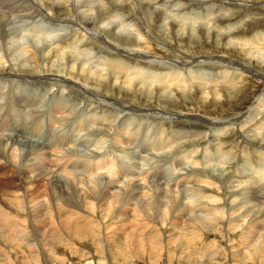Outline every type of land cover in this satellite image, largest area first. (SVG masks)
<instances>
[{
    "label": "bare ground",
    "instance_id": "bare-ground-1",
    "mask_svg": "<svg viewBox=\"0 0 264 264\" xmlns=\"http://www.w3.org/2000/svg\"><path fill=\"white\" fill-rule=\"evenodd\" d=\"M113 1L115 0H93L95 5L89 8L93 12L89 16L88 23L85 21L83 24V22L80 23L82 19L78 17L80 16L78 11L80 5L76 7L73 4L75 2L80 4L81 0H50V2L48 0H0V114L2 111H6V115L10 116L13 112L10 116L13 123L8 125L6 123L8 118H5L1 120V126L7 124L11 128L10 131L17 134L20 127H14V125L16 120L22 116L18 111L40 107L39 110L34 111H39V114L32 122L33 125H27L28 132L26 133L28 136H30V132L32 133L36 129L34 125L38 124L39 127L42 120H48L47 124H57V126H53L55 128L52 134L58 138V141L53 143V147L63 146L66 142H71L70 139L73 137L70 135L69 139L68 135H65L68 132L65 127H69L70 134L90 131V138H87L88 136L85 134L87 137H83V141L85 140L86 145L96 150L92 152L91 148V153H78L76 150L65 153L63 151L62 156L60 155L58 159L52 161L40 150L41 148L31 144H29L30 147L24 145L25 150L23 152L22 148H16V146L21 147L23 145L19 144L20 142L11 144L14 142L13 140H10L8 144L19 151L8 153L5 148L8 144L0 139V163H3L0 166V175H3V180L0 181H4L0 185V255L9 257V255L17 254L23 264H160L164 258L168 260L167 264H264V215L261 214L260 209L259 212L253 210L255 206H259V199L261 197L264 199V172H261L262 167H264V149L258 150L260 154H258L254 165V175L257 176L258 180H256L260 184L255 181V187L250 190L248 188V185H252L250 184L252 183L250 174L249 177H246L236 170L230 175L231 182L238 181V178L241 179L236 186L243 184V189L242 192L238 191V193L241 192L245 196L250 193L249 197L246 196L248 197L247 202L242 198L241 206L252 204L253 209L244 208L246 213L243 215L244 218L240 220L238 218L233 219L232 216H235V213L242 214L236 211L241 208L231 209V205L230 208L227 207V209H231L229 216L231 215L232 220L226 219L229 220L226 224V232L219 236L225 238V243L220 244V240L217 241L216 235L214 232L212 234V231L220 228L223 211L217 205L220 203L218 197L215 196L217 194L210 195L212 191L206 190V188L211 186L215 188L214 191H219L221 180L213 178L215 179L214 182L210 181L205 178L208 174L203 172L205 179H202L203 176H191V172H180L175 178L168 179V172L170 173L173 167L182 165L184 162L178 157L181 158V155L191 156L192 153L194 155L195 151L198 153L197 145L188 151H177L175 146L179 139L176 137L192 136L200 139L201 136L202 138L205 137V133L189 130L174 131L170 124L166 123L167 119V121L170 120L171 115H164L167 113L161 108L155 110L153 115L159 120L158 123L143 121L142 114H129L123 119L121 118L124 116L119 118V113L121 114L125 110L131 112L136 110L133 105L127 104L125 106L119 98V95L123 96L120 86L123 88L124 85L133 95L138 96H148L151 94L152 88H156L155 91L159 93L158 99H160L159 97H164L171 88L175 89L181 97L184 93H191L193 96L204 93L215 97L222 96V93H233L235 85L239 84L237 82H242L246 78H254L255 81L264 83V78L259 74L261 72L258 73L255 69V67L259 68L257 65L264 62V50H262L263 47H260L262 44H259V40L264 37V34L261 33L262 31L258 33L256 32L258 30H255L256 34L251 32L250 37L246 36L244 39L234 42L241 48L246 45L255 46L257 52H255L256 50L253 52V50L244 49L242 51L239 48L244 56L243 59H245L242 62L221 57V65L227 63L230 69H218L219 67L216 69L213 64L206 66V60L198 58L193 60L186 53L184 59L180 60L179 58L163 59L155 55L146 58L149 54L145 45H148L149 38L153 36L148 27V21L166 20L165 27L160 25L161 31L159 26L156 28L158 31H155L156 34L161 33L158 34L159 36L157 35L158 37L162 35L165 29L171 30L172 28L175 33L177 32L176 36L180 32L178 37L186 36L189 38V35L199 31L198 27L195 26L199 24L198 20L201 22L203 20V23L200 24L206 29L199 25L206 30L205 35H208L209 32L210 34L214 32L211 31L212 28H219L220 20H214L219 11L230 9L231 5L229 4H233V7L238 4L235 0H216L219 1V4L215 7L209 5V0H189V2L203 5L202 10L194 12L159 10L158 3L164 4L165 0H117L119 3ZM240 1V5L247 7V11H243L245 15L250 14L251 6H257V2H252V0L247 4L245 3L247 0ZM207 2L208 5L206 6ZM261 2L264 4V0ZM242 6H238V8H242ZM131 7L135 8L136 12ZM216 8H219V11ZM66 11H69L70 15L63 14ZM147 11L150 12L147 13ZM157 11H164L165 13L162 12L163 17H161L162 13ZM191 13L194 14L192 17L189 16ZM86 16H88V11ZM221 30L223 32V29ZM246 33L245 31V35ZM234 40L230 37L228 44ZM188 57L192 60L187 59ZM193 62L196 64L191 65L190 63ZM178 65L180 66L177 67ZM8 68L12 72L7 71ZM55 81L61 83L56 84L57 87H55ZM32 84L39 85V90H33ZM52 88L54 91L51 92ZM21 93L25 94L24 98L16 97ZM84 93L92 97V102L86 106L87 108L83 106L75 114L73 110L76 108L73 106H77L76 101L83 99ZM235 95L237 96V94ZM166 96L169 97V95ZM164 98L166 100L167 97ZM25 101L26 104L22 106ZM164 101L160 102L163 104ZM263 104L264 95L263 97L259 95L248 111L240 113L239 116L229 120H219L216 117V119H206L205 121L212 125L215 136H218L219 132H225L227 128L236 125L234 127L237 130L243 127H246V130H253L251 135H260L261 140L264 141V109H260ZM256 109L260 110L256 111ZM45 113L49 119L42 116ZM68 114L72 115V120L65 123L63 121L67 120ZM145 115L152 114L146 113ZM60 116L61 118H58ZM110 118L111 120L108 121ZM237 119H242L240 122L243 123L238 122ZM247 119L248 121H246ZM247 122L249 123L247 124ZM100 124H106V126ZM143 125L146 127L144 131L146 136L152 138L148 142L143 141L140 131ZM101 126L105 127L106 132L113 135L115 144L130 146L132 154L135 153L133 151L135 147L138 149L140 147L141 153H150L149 151L166 153L161 157H163V164H168V170L163 169L164 171L159 173L157 171L160 169L158 166L150 165L141 172L142 178L151 177L148 182V189L139 192L140 189L136 186L132 188L131 185L133 186L135 183L130 181L129 174H132L133 170L129 161L133 155L127 149H117V146L114 147L112 143L110 144L108 142L110 139L105 137L106 132L97 130ZM145 127L143 126V128ZM59 131L64 132L59 135ZM245 133L247 134V132ZM176 134L179 135L175 136ZM96 135L99 137L95 138ZM18 137L15 135V138ZM35 140L45 147L44 142L47 140L43 138H39L42 141L37 138ZM212 145L214 144L212 143ZM231 146L219 140L214 147L209 146V144L206 146L202 144L200 148L201 152L205 153L204 156L208 157L209 154L210 156L216 154L217 148H219L218 152L228 154ZM210 149L212 150L211 153L209 152ZM139 150H137L138 155H140ZM6 155L11 159H7ZM3 157L5 160H2ZM147 157L142 155L141 159L152 161V163L158 160L156 158L153 160L152 156ZM240 158H243L242 161L247 159L245 154H242ZM191 161H193L191 164L196 165L194 160ZM218 161L221 162H219L221 167L226 165L222 159ZM51 166L57 167L58 172H55V176L59 175L58 178H50L48 182L40 184L44 177L39 178L33 175L42 172V168H47L50 172L43 171L45 174L42 175L47 176L51 173L49 177H53L54 171ZM246 166L248 167V165ZM66 167L69 170L66 176L64 175L61 179L60 171L65 170ZM150 169H152V173ZM184 169L187 170V168ZM98 171L105 172L109 179H90L87 184H84L85 178H90L92 174ZM193 171L195 172V170ZM157 176L163 178V180L161 178L158 180L159 183L155 180ZM153 181L156 183L153 184ZM79 182L80 184H78ZM78 185L79 192L75 189V186ZM166 188H170L169 191L175 190L178 196H173V193L167 192ZM232 188L234 189V187ZM183 195H186L185 198L188 201L185 205L179 206L178 200L182 199L181 196ZM197 211L200 212L196 213ZM249 214L253 221L245 226L246 220L244 219ZM120 216L125 218L123 221L126 225L124 233L121 231L124 235L112 239L113 233L111 231L112 229L113 231L118 230L115 224L119 221L112 219L113 221L109 222L108 220ZM167 216L170 232L173 231L174 234L170 236H173V239L176 236V241L169 242L158 234L162 229V222ZM106 217L110 218L107 219ZM105 232L108 233V237ZM209 234L213 237L211 242L208 241L209 237L207 236ZM236 236L238 238L235 240L238 242L232 240ZM83 241L86 242H84L85 244L93 246L94 252L89 250L88 245L86 247L84 243L80 244Z\"/></svg>",
    "mask_w": 264,
    "mask_h": 264
},
{
    "label": "rangeland",
    "instance_id": "rangeland-1",
    "mask_svg": "<svg viewBox=\"0 0 264 264\" xmlns=\"http://www.w3.org/2000/svg\"><path fill=\"white\" fill-rule=\"evenodd\" d=\"M49 2H50V0H48ZM98 1V0H97ZM112 1V0H111ZM116 2H117V0H115ZM115 1H113V2H115ZM159 1H161V0H159ZM261 1H263V0H252V2H257V6L256 5H253V6H251L250 8H251V10H250V14L249 15H245V13H243V11H247V7L246 6H242V5H240V0H235V2L238 4L236 7H233V4H229V5H231L230 6V9L228 8V9H224V10H222L221 9V11H219V8H221L220 6L221 5H219V8H216V10L217 11H219V13L215 16V18H214V20L216 19V20H220L219 21V28H221V29H223V32H222V30L221 29H219L218 27L217 28H212L211 29V31L213 30L214 32L212 33L211 32V34H210V32H209V34L208 35H205L206 34V27L205 26H202L200 23H203V20H202V22H201V20H198V22H199V24L202 26V27H205V29L204 28H202L199 24H196L195 26L196 27H198V29H199V31L197 32V33H192V35H194L193 37H192V35L190 36L189 35V38L187 37L186 38V36H183L182 38L181 37H178L179 36V34H180V32L177 34V36H176V33L172 30V28H171V26H169V28H171V30L170 29H165V31L162 33V37L160 36V37H158L159 35L158 34H161V33H158V34H156V32H158V31H156V28L159 26V29H160V25L161 26H163V27H165L166 26V20L165 21H163L162 19H159V20H156V21H154V20H150V21H148L147 22V20H146V22L149 24L148 25V27H149V29H150V31H151V34L153 35V36H151L149 39L151 40H148L149 42H148V45L146 44L145 45V49H148V54L149 55H147L146 56V58L148 57V58H150L151 57V55H155V56H159V57H162L163 59H165V58H172V59H177V58H179V60L180 59H184V56H185V53H186V55H188V56H190L193 60H195V59H204V60H206V66H210V65H212L213 64V66L217 69L218 67V69H220V68H222V69H230V66L227 64V63H222V65H221V57H224V58H226V59H229V60H235V61H238V62H242L243 60L245 61V59H243V55H242V49H244V50H253V52L256 50V48H255V46L253 47L252 45H246V46H243L242 48L240 47V46H238L237 45V43H234V42H236V41H239V39L241 40V39H244L246 36L247 37H250L249 35L251 34V32L252 33H255L256 34V32H261L262 34H264L263 33V31H264V4H261L262 2ZM176 2H179V3H176ZM248 2H251V0H247V2H245L246 4L248 3ZM259 2H260V4H259ZM117 3H119V2H117ZM159 3H161V2H159ZM158 3V8H159V10H180V11H184V10H188V11H200V10H202L201 9V7L203 6L201 3L200 4H195V3H192V2H189V0H165L164 1V4L163 3H161V4H159ZM190 3V4H189ZM244 3V4H245ZM71 4H72V2H71ZM74 5H76V7L78 6V5H80V8H78V11L80 12V16H78V17H80L82 20H81V22L80 23H82L83 22V24L85 23V21L88 23V21H89V16H91V13L93 12H91L90 10H89V8H91L92 6H94L95 4H93V0H81V2H80V4H78L77 2H75V3H73ZM176 4V5H175ZM180 4H182V5H180ZM219 4V1H216V0H209V5H212V6H215V7H217L216 5H218ZM106 5H108V4H106ZM186 5V6H185ZM197 5V6H196ZM199 5V6H198ZM201 5V6H200ZM208 5V2H207V4H206V6ZM222 6H225V4H222ZM238 6H242V8L240 7V8H238ZM64 7H66V6H64ZM69 7V6H68ZM67 7V8H68ZM146 7H148V6H146ZM170 7V8H169ZM66 8V9H67ZM82 8V9H81ZM132 8V7H131ZM178 8V9H177ZM180 8V9H179ZM195 8V9H194ZM232 8V9H231ZM258 8V9H257ZM133 9V11L134 12H136V10H135V8H132ZM234 9V10H233ZM246 9V10H245ZM254 9H257V10H254ZM151 10H152V8H151ZM150 10V11H151ZM231 10H233V11H231ZM253 10H254V12H253ZM87 11H88V16H86L87 15ZM150 11H147V13H149ZM82 12V13H81ZM145 12H146V10H145ZM157 12H160V11H157ZM163 13H165L164 11H162ZM162 12H160V13H162ZM233 12H235V13H233ZM161 14V17H163V15L164 14ZM233 13V14H232ZM63 14H69L70 15V12L69 11H66V12H63ZM192 14L193 13H191L189 16H191L192 17ZM236 14V15H235ZM82 15H83V17H82ZM93 15V14H92ZM194 15V14H193ZM204 15V14H203ZM222 15V16H221ZM232 15H234V16H236L235 18H234V16H232ZM251 15V16H250ZM204 16H206V15H204ZM238 16V17H237ZM85 17V18H84ZM147 17V16H146ZM201 17H203V16H201ZM243 17V18H242ZM220 18V19H219ZM227 18V19H226ZM223 19H224V21H223ZM230 19H232V20H230ZM228 20H230V21H228ZM91 21H93V20H91ZM90 21V22H91ZM158 21V22H157ZM168 21H170L169 19H168ZM191 21V20H190ZM213 21V20H212ZM247 22H249V23H247ZM254 22V23H253ZM162 23V24H161ZM83 24H80V25H82L83 26ZM248 26H247V25ZM256 24V25H255ZM255 25V26H254ZM87 27L89 26V25H86ZM195 26H193V27H195ZM228 26V27H227ZM244 26V27H243ZM251 28H250V27ZM144 27V26H143ZM242 27V28H241ZM253 27V28H252ZM256 27V28H255ZM259 27V28H258ZM262 27V28H261ZM22 28V27H21ZM201 28V29H200ZM255 28V29H254ZM174 29V28H173ZM175 29H177V28H175ZM195 29H197V28H195ZM250 29H254L253 31H251ZM260 29H262V30H260ZM204 30V31H203ZM220 30V31H219ZM248 30V31H247ZM250 30V31H249ZM255 30H258V31H256V32H254ZM260 30V31H259ZM156 31V32H155ZM160 31H161V29H160ZM240 31H242L243 33H244V35H241V34H243L242 32H240ZM245 31L247 32L246 33V35H245ZM218 33V35H217V33ZM236 32V33H235ZM241 33V34H240ZM158 35V36H157ZM185 35V34H184ZM220 35V36H219ZM259 35V34H258ZM204 36V37H203ZM154 37V38H153ZM158 37V38H157ZM228 37V38H227ZM230 37H232V39L234 40V38H235V40L234 41H232L233 42V44H232V42L231 43H229L228 44V40H229V38ZM241 37H243V38H241ZM162 38V39H161ZM191 38V39H190ZM181 39V40H180ZM185 39V40H184ZM188 39V40H187ZM183 40V41H182ZM211 40V41H210ZM221 40V41H220ZM261 40V41H260ZM259 40V44H262V45H260V47H263L262 48V50H264V37L262 38V39H260ZM258 44V45H259ZM237 45V46H236ZM164 46V47H163ZM37 47H41V46H37ZM147 47V48H146ZM163 47V48H162ZM246 47V48H245ZM254 49H253V48ZM242 50H240V49ZM227 49V50H226ZM229 52H231V53H229ZM255 52H257V50L255 51ZM158 53V54H157ZM160 54H162V55H160ZM189 54H191V55H189ZM260 54V53H259ZM183 55V56H182ZM193 55V56H192ZM211 56V57H210ZM182 57V58H181ZM190 57H188L187 59H189V60H192V59H190ZM195 57V58H194ZM134 57L132 56V59H133ZM131 59V61H133ZM187 59H185V60H187ZM178 60V62H180ZM189 60H187V61H189ZM165 61V60H164ZM165 62H167V63H171L170 61H165ZM177 62V63H178ZM264 62H262V63H260V65H257V66H259V68L258 67H255V69L257 70V72L259 73V72H261V73H259L263 78H264V64H263ZM191 65H194V64H196L195 62H193V63H190ZM219 64V65H218ZM204 65V64H203ZM217 65V66H216ZM180 65H178L177 67H179ZM229 66V67H228ZM173 67H174V65H173ZM259 69V70H258ZM7 71H10V69L8 68L7 69ZM213 71V70H212ZM10 72H12V71H10ZM16 73V72H15ZM43 73V72H42ZM46 73V72H45ZM47 74V73H46ZM263 74V75H262ZM10 76H12V75H10ZM248 79V80H247ZM245 80V79H244ZM242 81V82H244V83H242L241 81H239V82H237V83H239V84H237V85H235V88H234V91H233V93L231 92V93H222V96L221 95H219V96H215V97H213V96H209V95H205L204 93H200L199 95H197V96H193L190 92V94H188V93H184L185 94V96H184V94H183V97H181L180 95H179V93L175 90V89H172L171 88V90H170V92H167V94L166 95H169V97L168 96H164V97H167L166 98V100H165V98L164 97H159L160 99H158V95H159V93L158 92H156L155 91V89L156 88H152V91L150 92L151 94L150 95H148V96H138V95H133L132 93H131V91L129 90V89H127V87H126V85H124L123 86V88H122V86H120V91H122L123 92V96L122 95H119L120 97V99L124 102V105L126 106L127 104H130V105H133L134 106V108L137 110H135V111H133V112H131L130 110H125L124 112H122L121 114L119 113V118H121L122 116H124V117H122L121 119H123V118H125L126 117V115H129V114H139V115H141V118L143 119V121H145V122H151V123H158L159 122V120L158 119H156L155 117H153V115H154V113H155V110H157V109H159L160 110V108L161 109H163L164 110V112H166L167 114H164V115H171L170 117V120L169 121H167L166 120V123H168V124H170V126L172 127V129L174 130V131H186V130H189V131H192V132H194V131H196V132H202V133H205V137L204 138H202V136L200 137V139L199 138H195V137H183V138H179V137H176V138H178L179 139V142H177V144H176V149H178L177 151H188V150H190V149H192V147L193 146H195V145H197V147H196V150H198V153H197V151H195V153H194V155H193V153H192V155L190 156H184V155H181L182 157L180 158V157H178L179 159H183V164L182 165H176V167H173V169H172V167H170V169H172L171 171H170V173L168 172V179H173V178H175V176H177V175H179V173L180 172H183V173H189V172H191L190 173V175L191 176H200V177H202V179H207L208 178V180H210V181H213V180H215V179H213V178H218V180H221V185L219 186V191L217 190V191H214L215 190V188H212L211 186H208L207 188H206V190H210V191H212V192H210V195H215V194H217V195H215V196H217L218 197V200L220 201V203L219 204H217L218 206H220L221 207V209H222V211H223V219H220V221H221V223H220V233H219V229L218 230H214V231H212V234H213V232H214V234L216 235V238H217V241H219L220 242V244H224L225 243V241H224V239L223 238H220L219 236H221L222 235V233L223 234H225V232H226V224H227V221H229V220H226V219H230V220H232L231 218L233 217V219H235V218H238V219H240V220H242L243 218H244V216L243 215H245V213H246V211H245V209H253L252 207H251V205L252 204H248V203H246V204H248V205H245L244 207L243 206H241L242 204H240V201L242 200V198L246 201H248V197L250 196V193L248 194V195H246V196H248V197H246L244 194L242 195V189H243V184H242V182H241V184L242 185H237L236 186V184H238L237 182H239L240 180H239V178H238V181H236L235 182V180H234V182H231L232 180H230L231 179V174H232V172H234V171H238V172H240V174H244L243 176H245L246 175V177H249V174H250V179L252 180H250L252 183H250V184H252L251 186L250 185H248V188L251 190L253 187H255V181H257L258 179H257V176L256 175H254V170H255V162H256V158L258 157V154H260V153H258V150L259 151H262L263 149H264V141H262L261 140V136L260 135H257V136H252L251 135V133H252V131L253 130H250V129H248V130H246V127H243L242 129H240V130H237L234 126H236V125H233L232 127H229V128H227L226 129V131L225 132H219L217 135L218 136H215L214 134V132H215V130L214 131H212V125L211 124H208L205 120L207 119H216V117L217 118H219V120H229L230 118H233V117H235V116H239V114L240 113H242V112H246V110L248 111V109L253 105V101L259 96V95H261L262 97H263V95H264V83H262V82H258V81H255V79L254 78H246V80L245 81ZM56 83H54L55 84V87H57V85L56 84H58V83H61L60 81H55ZM62 83H64V82H62ZM66 83V82H65ZM243 84H244V87H243ZM262 84V85H261ZM32 86H33V90L35 89H38L39 90V85H37V84H32ZM238 86V87H237ZM240 86H242V87H240ZM69 87V86H68ZM156 87V86H155ZM182 87V86H181ZM242 88V89H240V88ZM224 88H227V86H224ZM237 88V89H236ZM239 88V89H238ZM76 90L78 91V92H80V90L79 89H77L76 88ZM175 90V91H174ZM242 90V91H241ZM52 91H54V88H52L51 89V92ZM263 91V92H262ZM241 92H242V94L245 96H243L242 94H241ZM245 92V93H244ZM130 93H131V95H130ZM155 93V94H154ZM168 93H170V94H168ZM178 93V94H177ZM263 93V94H262ZM127 94H129L130 96H128ZM235 94H237V96L235 95ZM250 94V95H249ZM19 95V94H18ZM16 95V97H21V98H24V96H25V94H23V93H21V95ZM50 95V94H49ZM162 95H164V94H162ZM233 95V96H232ZM240 95V96H239ZM242 95V96H241ZM258 95V96H257ZM189 96V97H188ZM192 96V97H191ZM225 98H224V97ZM234 96H236V97H234ZM194 97V98H193ZM247 97V98H246ZM92 97H89V94H87V93H84V95H83V99L81 100V101H76L77 103H76V105L77 106H73V108H76V109H74L73 110V108H72V110H73V112L76 114L77 112H78V110L79 109H82L83 108V106L84 107H86V106H88L91 102H92V99H91ZM150 98V99H149ZM162 98H164V99H162ZM196 98V99H195ZM214 98V99H213ZM227 98V99H226ZM157 99H158V101H157ZM226 99V100H225ZM162 100L165 102V103H161L162 102ZM229 102H228V101ZM232 101V103H231V101ZM156 101V102H155ZM161 101V102H160ZM172 101V102H171ZM80 102H82V103H80ZM157 102H158V104H157ZM170 104H169V103ZM216 102V103H215ZM228 102V103H227ZM243 102V103H242ZM167 103V104H166ZM26 104V101L22 104V106L23 105H25ZM166 104V105H165ZM188 104V105H187ZM239 104V105H238ZM213 105V106H212ZM228 105V106H227ZM244 105V106H243ZM224 106V107H223ZM237 107V108H236ZM87 108V107H86ZM128 108V107H127ZM40 109V107H33V108H28V109H25V110H19L18 112H20L21 113V118L20 119H18V120H16L15 122H16V124L14 125V127L15 126H18V127H20V130L18 131V133L17 134H15V133H13V132H11L10 131V127L8 126L9 124H12L13 123V121H11V119H12V117H10V116H12V113L10 114V116H7L6 115V111L5 112H1V114H0V122H1V120H3V119H5V118H8V119H6L7 121H6V123L8 124H6L5 126H1V124H0V139L1 140H3V142H6L7 144H8V142L10 141V140H13L14 142L13 143H11V144H17L18 142H20L19 144H22L23 146H21V147H19V146H16V148H18V149H21L22 148V150H23V152H24V150H25V147H24V145L25 146H27V147H30L29 146V144H31V145H34V146H36V147H39V148H41L40 150H42L43 151V153L46 155V157L48 158V159H51L52 161H55L56 159H58L59 157H60V155H61V153L64 151V153L65 152H68V151H72V150H76L78 153H91V151H90V149L92 148V152H95L96 150H93V147H90V146H88V145H86L84 142H85V140L83 141V137H87V138H90V136H91V132L90 131H81V132H77L76 134H73V133H69L70 132V128L69 127H65L64 125H62L63 127H65V130L66 131H68V132H66L65 133V135H68V137H69V139H70V137L72 136L73 138L72 139H70V141L71 142H66L63 146H59V147H53L54 146V142H56V141H58V138L57 137H55V135L53 136V134H52V132H54V128L55 127H53V126H57V124H55V125H52L51 123H46L48 120H42L41 122V126H39L38 127V124L37 125H34V127H36V129L35 130H33L32 131V133L30 132V136H28V134L26 133V132H28V129H27V125H29V124H31V125H33V123L32 122H34V119L38 116V112L39 111H36V112H34L35 110H39ZM238 109V110H237ZM255 109V108H254ZM260 109H264V104H263V106H262V108H260ZM260 109H256V111H259ZM245 110V111H244ZM142 111H144V112H142ZM241 111V112H240ZM98 112H100V111H98ZM2 113H4V114H2ZM144 113V114H143ZM152 114V115H145V114ZM17 116H19L18 114H17ZM43 117H45V119H49V117H48V115L45 113V114H43L42 115ZM232 116V117H231ZM66 117H68V118H66ZM65 118L67 119V120H64L63 122H65V123H69V122H71V120H72V115H70V114H68L67 116H66ZM153 117V118H152ZM203 117H204V119H203ZM58 118H61V116L60 117H58ZM253 118V117H252ZM251 118V119H252ZM239 119V118H238ZM237 119V120H238ZM111 120V118L110 119H108V121H110ZM242 119H240V120H238V122H240ZM10 121V122H9ZM213 121H215V120H213ZM246 121H248V119L246 120ZM51 122V121H50ZM240 123H243V122H240ZM249 122H247V124H248ZM96 125H98V124H96ZM95 125V126H96ZM100 125H102V124H100ZM209 125V126H208ZM102 126H106V124H104V125H102ZM98 127V131H104V132H106V129H105V127ZM144 127H145V125H143ZM143 126H141L142 127V129L140 130L141 131V134H142V137H143V141L144 142H148V141H150V140H152V138L150 137V136H146V134H145V130H146V127L145 128H143ZM29 127V126H28ZM33 127V128H34ZM37 129H38V131H37ZM209 129H210V132H209ZM209 133H208V132ZM232 131H233V133H232ZM256 131V130H255ZM62 132H64V131H59V135H61L62 134ZM245 132H247V134L245 133ZM40 133V134H39ZM46 135H45V134ZM56 133V132H55ZM93 133H95V132H93ZM223 133V134H222ZM227 133V134H226ZM246 135H245V134ZM36 134V135H35ZM43 134V135H42ZM87 136H86V135ZM106 135H105V137L107 138V139H110V140H108V142H110V144L112 143L113 145H114V147H116L117 146V149H127L128 151H130L131 152V155H133V158L129 161V165H130V167H132V170H133V172H132V174H129L130 175V181L131 182H134L135 183V185L133 184V186L131 185V187L132 188H134L135 186L138 188V189H140L139 190V192L141 191H144V190H146V189H148V182H149V180L151 179V177L149 176V177H144V178H142L141 177V172H142V170L144 169V168H146V167H148V166H150V165H154V166H158V168H160V169H157V171L160 173V172H163L164 170H168L167 169V167H168V164H163V160H162V158L163 157H161V156H164V155H166V153H164V152H160V151H157V153H153V151H149L150 153H148V152H143V153H141L142 151L141 150H139L140 149V147H139V149L137 148V147H135L134 149L135 150H133V151H135V153L134 154H132V149L130 148V146H128L127 147V145H123V144H119V143H117V144H115L114 143V141H113V135L112 134H110V133H108V132H106L105 133ZM110 134V135H109ZM144 134V135H143ZM181 134H182V132H181ZM213 134V135H212ZM15 135H18L19 137L18 138H15ZM32 135V136H31ZM42 135V136H41ZM71 135V136H70ZM75 135V136H74ZM112 135V136H111ZM179 134H176L175 136H178ZM234 135V136H233ZM248 135V136H247ZM43 138V139H45V140H47V141H43L44 143H45V147L44 146H42V144L40 143V142H37L35 139L37 138L38 140H39V138ZM64 137H66V136H64ZM99 136L98 135H96V137L95 138H98ZM104 137V138H105ZM215 137V138H214ZM232 137H234L233 139H232ZM103 138V139H104ZM195 138V139H194ZM201 138H202V140H201ZM215 140H214V139ZM226 138H227V140H226ZM199 139V140H198ZM205 139V140H204ZM228 139H229V141H228ZM237 140V141H235V140ZM245 141H244V140ZM22 140H23V142H22ZM186 140V141H185ZM193 140V141H192ZM206 140H208V141H206ZM220 140V142L222 141V142H225V144L226 145H232L231 146V148L229 149L230 151L228 152V154H222V152H218V150H219V148H217L218 150H216V154H213V156L211 155L210 156V154H209V156L207 157V156H204V154L205 153H203V152H201V148H200V146L203 144V145H207V144H209V146H212V147H214L215 146V144H216V142L217 141H219ZM233 140V141H232ZM39 141H42V140H39ZM112 141V142H111ZM191 141V142H190ZM199 141V142H198ZM206 141V142H205ZM232 141V142H231ZM50 142V143H49ZM230 142V143H229ZM234 142H236V143H234ZM248 142V143H247ZM212 143L214 144V145H212ZM238 143V144H237ZM253 143V144H252ZM262 143V144H261ZM53 144V145H52ZM61 144H62V141H61ZM248 144V145H247ZM250 144V145H249ZM243 145V146H242ZM110 146V145H109ZM132 146V145H131ZM179 146V147H178ZM258 146V147H257ZM260 146V147H259ZM63 147V149H61ZM119 147V148H118ZM250 149V151H249V149ZM252 147V148H251ZM254 147V148H253ZM261 147H263V148H261ZM5 148H6V150H8V153H11V152H18L19 150H16V148L14 147H11L9 144L8 145H6L5 146ZM10 148V149H9ZM130 148V149H129ZM133 148V147H132ZM244 148V149H243ZM257 148V149H256ZM139 150V154L140 155H138L137 154V150ZM253 149V150H252ZM252 150V151H251ZM127 151V152H128ZM264 151V150H263ZM22 151L20 150V153H21ZM152 152V153H151ZM200 152H201V154H200ZM209 152L211 153L212 152V150L210 149L209 150ZM218 152V153H217ZM197 153V155H195ZM242 154H245L246 155V157H247V159L246 160H244V161H242V159L240 158L241 156H242ZM63 155V154H62ZM61 155V156H62ZM142 155H145L146 157L148 156H152V159L154 160L155 158L156 159H158V160H156L154 163H156V164H158V165H155L154 163H152V161H145V160H143V159H141V156ZM199 155H200V157H199ZM217 157H216V156ZM221 155H222V157H221ZM224 155V156H223ZM156 156V157H155ZM194 156V157H193ZM226 156V157H225ZM256 156V157H255ZM8 157V158H7ZM147 157V158H148ZM188 157H189V159H188ZM193 157V158H192ZM196 157H198L199 158V160H201V161H199L198 160V158H196ZM203 157V159H201ZM207 157V158H206ZM210 157V158H209ZM6 158L7 159H11L8 155H6ZM190 158H192V159H190ZM205 158V159H204ZM222 159V162H224V163H226V165H222V167H221V162L220 161H218V160H220V159ZM18 159V158H17ZM144 159H146L145 157H144ZM218 159V160H217ZM2 160H5L4 159V157L2 158ZM15 160H16V158H15ZM186 160V161H185ZM189 160V161H188ZM191 160H194V163H196V165H193V164H191V162H193V161H191ZM204 160V161H203ZM208 160V161H207ZM131 162V163H130ZM158 162V163H157ZM186 162V163H185ZM220 162V163H219ZM190 163V164H189ZM197 163H199V164H197ZM3 163H0V166L2 165ZM133 166H132V165ZM188 166H187V165ZM246 165H248V167L246 166ZM199 168H198V167ZM19 167V166H18ZM188 167H190L189 169H190V171L188 170ZM197 167V168H196ZM224 167V168H223ZM233 167V168H232ZM253 167V168H252ZM12 168V167H11ZM51 168L53 169V173H52V175H53V177L51 176V177H49L50 176V174L51 173H49L47 176H43L42 174H45L44 172H50L49 171V169H47V168H42V172H38L37 174H34L33 176H36V177H39V178H42V177H44L41 181L42 182H40V184H44L45 182H48L49 181V179L50 178H58V176H55V172H58V170L56 169L57 167L55 166V167H52L51 166ZM184 168H187V170L186 169H184ZM248 168V169H247ZM155 169H156V167H155ZM164 169V170H163ZM181 169H182V171H181ZM184 169V170H183ZM199 169V170H198ZM201 169V170H200ZM251 169V170H250ZM69 170V168L68 167H66V169L65 170H63L64 172H65V174H64V172L61 170L60 171V175H62L61 176V179L64 177V175L66 176V174H67V171ZM151 171V173H152V169H150ZM192 170V171H191ZM193 170H195V172L193 171ZM197 170V171H196ZM249 170V171H248ZM44 171V172H43ZM244 171V172H243ZM63 172V173H62ZM99 172V173H98ZM98 172H96L95 174H92L91 176H90V178L88 177L87 179L85 178V180H83L84 181V184H87V182L90 180V179H97V178H105V179H109L106 175H105V172H103V171H98ZM194 172V173H193ZM201 172V173H200ZM205 174V173H207L208 174V176H205V178H204V175H203V173ZM248 174V176H247V174ZM261 172H264V167H262V170H261ZM62 173V174H61ZM76 173H78L77 171H76ZM75 173V174H76ZM131 173V172H130ZM135 173V174H134ZM178 173V174H177ZM199 173V174H198ZM222 173V174H221ZM74 174V175H75ZM198 174V175H197ZM100 175V176H99ZM135 175V176H134ZM160 175V174H159ZM132 176V177H131ZM255 176V177H254ZM47 177V178H46ZM241 177V176H240ZM0 180H3V175H0ZM5 178V177H4ZM81 178V177H80ZM162 179L163 180V178L162 177H156V181H157V183H159L160 181H158L159 179ZM253 178V179H252ZM143 179V180H142ZM212 179V180H211ZM257 179V180H256ZM113 180V179H112ZM145 180H147V181H145ZM223 180V181H222ZM263 180V179H262ZM125 181V180H124ZM4 181H0V185L3 183ZM130 182V183H131ZM214 182V181H213ZM229 182V183H228ZM258 182V181H257ZM153 184H155L156 182L155 181H153L152 182ZM151 183V184H152ZM232 183V184H231ZM78 184H80V182L78 183ZM257 184H260L259 182L257 183ZM223 185V186H222ZM233 185V186H232ZM139 186V187H138ZM229 186V187H228ZM78 187V188H77ZM88 187H89V185H88ZM209 187H210V189H209ZM232 187H234V189L232 188ZM41 188V187H40ZM237 189V191H236V189ZM75 189H76V191H80V189H79V185L78 186H75ZM221 189V190H220ZM166 190H167V192H171V193H173L172 195L173 196H178V193H176V191L174 190V191H169V190H171L170 188L168 189V188H166ZM225 191V193H224V191ZM232 191V192H231ZM238 191H241V192H239L238 193ZM219 192V193H218ZM232 193H234V194H232ZM139 194H141V193H139ZM222 194V195H221ZM220 195V196H219ZM237 195H239V196H237ZM186 196V195H185ZM185 196L183 195V196H181L182 197V199H179L178 200V204H180L179 206H182V205H185L186 203H187V199L185 198ZM198 196V195H197ZM222 196V197H221ZM232 196V197H231ZM243 196V197H242ZM185 199H184V198ZM199 197V196H198ZM197 197V198H198ZM235 197V198H234ZM201 200H202V198H200ZM233 199H234V201H233ZM203 200H205L204 198H203ZM260 201L258 202V205L259 206H255L254 207V212H257L259 209H260V211H261V214L262 215H264V199H262V197L259 199ZM199 201V200H198ZM246 201V202H247ZM222 203V204H221ZM237 204V205H236ZM230 205L232 206L231 207V209H239V208H241V209H239V210H236L237 212H239V213H242V214H240L241 216H242V218H241V216L238 214V213H235V216H236V214H237V216H239V217H235V216H232L231 217V215L229 216V213L231 212V209L229 210V208H230ZM227 207H229L228 209H227ZM245 208V209H244ZM120 209V208H119ZM116 212H117V209H116ZM200 211H197L196 213H199ZM259 212V211H258ZM226 214V215H225ZM228 214V215H227ZM121 217V218H120ZM120 217H117V218H115V217H113V218H107V219H109L108 221L109 222H111V220L113 219V220H118L117 222L119 223H117V224H115V226L117 225V227H118V230H114L113 231V229H112V231H111V233H113L112 235H111V233H110V235H111V238L113 239L114 237H115V239H117V236H118V238H120V236L122 237L124 234V230H125V227H126V225H124L125 223L123 222V221H125V218L123 217V216H120ZM119 218V219H118ZM251 215L249 214L248 216H247V218H245L244 220H246L244 223L246 224L245 226H247L248 224H250V222H252L253 220H251ZM168 219V220H167ZM258 219V218H257ZM112 220V221H113ZM251 220V221H250ZM263 221H264V216H263ZM123 222V223H122ZM163 223V225H162V229L159 231V235H161V237L163 238V239H165V240H168L169 242H172V240H175L176 241V239H177V237L175 236L174 237V239L172 238L173 236H170L171 234L172 235H174L173 234V231H172V233L170 232V227H169V218H168V216H167V218L165 219V221H163L162 222ZM248 223V224H247ZM114 225V224H113ZM121 225V226H120ZM166 225V226H165ZM224 225V226H223ZM116 227V228H117ZM121 227V228H120ZM223 227V228H222ZM115 228V229H116ZM122 229V230H121ZM169 229V230H168ZM121 231H123V233L121 232ZM167 231V232H166ZM104 232V231H103ZM114 232H117V233H114ZM106 233V232H105ZM122 233V234H121ZM116 234V235H115ZM227 234V233H226ZM106 235H107V237H108V233H106ZM207 235V234H206ZM210 235V234H209ZM207 236V237H209V240L208 241H210L211 242V240H213V237H212V235H210V236ZM113 236V237H112ZM164 236V237H163ZM176 238V239H175ZM236 238H238L237 236L236 237H233V241L235 242L236 240ZM180 239V238H179ZM85 241H83V242H80V244H83ZM236 242H238V241H236ZM86 243V242H85ZM84 243V246H86V247H88L89 246V250L91 251V252H94L93 250H94V247L93 246H90V244H85ZM88 245V246H87ZM92 247V248H91ZM182 256V255H181ZM3 257V258H2ZM2 258V259H1ZM7 259H9V260H7ZM2 260V261H1ZM4 260H6V261H4ZM11 260V261H10ZM13 260V261H12ZM21 260H20V256L18 255L17 256V254L16 255H14V256H12V255H9V257H4V256H2V255H0V264H8V263H11V264H14V263H16V264H23V263H21L20 262ZM54 261H56V260H54ZM53 261V262H54ZM162 261V262H161ZM160 261V264H167L168 263V260H166V258H164V260H161ZM164 261V262H163Z\"/></svg>",
    "mask_w": 264,
    "mask_h": 264
}]
</instances>
